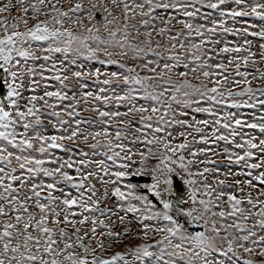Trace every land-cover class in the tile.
<instances>
[{
	"label": "snow or ice",
	"instance_id": "6c2138e0",
	"mask_svg": "<svg viewBox=\"0 0 264 264\" xmlns=\"http://www.w3.org/2000/svg\"><path fill=\"white\" fill-rule=\"evenodd\" d=\"M63 3L0 0V264H264V0Z\"/></svg>",
	"mask_w": 264,
	"mask_h": 264
},
{
	"label": "rangeland",
	"instance_id": "374dc122",
	"mask_svg": "<svg viewBox=\"0 0 264 264\" xmlns=\"http://www.w3.org/2000/svg\"><path fill=\"white\" fill-rule=\"evenodd\" d=\"M4 2H6V0H4ZM13 3L16 2V0H12ZM75 0H72V3H74ZM62 4H63V8L64 10H67L68 7L71 6V4L69 3H63V0H62ZM19 11H14L11 13V16H17L19 15ZM2 15H5V16H8L9 14L8 13H3ZM11 18V17H9ZM44 17L41 16L40 19H43ZM253 20L255 18H252ZM34 23V21H32ZM84 22L86 24H88L90 27L93 26L92 22H89L87 21V19L84 20ZM196 23H200L202 21L200 20H196L195 21ZM66 26H70L72 28L73 31H76V32H80V33H83L84 35H87V32L84 30V28L82 27H77V26H71V25H66ZM169 27L172 29L173 33L176 32V31H180V29L182 28V25L180 24H177L175 21H173V23L171 25H169ZM101 32L103 33V29H101ZM104 35H106V33H103ZM157 39H162L164 43H168V40H167V37H157ZM226 39L228 40H232V41H238L239 38L238 37H233L231 35H228L226 37ZM254 50H256V48L254 47ZM101 59H103V56L101 54ZM79 65H83V68L81 69L79 67ZM71 70L72 71H76V70H82L84 72H95L96 69H100L101 71V76L99 77V79L102 81L103 79H105L106 77L103 75L104 73H110V72H113V71H117L118 70V66L117 65H101L98 61H88V60H85L83 57L79 58L78 61H77V65H71ZM255 67H259L261 70H264V65L262 64H259V62L257 63L256 66H253L252 64H249L248 68L247 69H244L242 68V70H247L249 71L250 73H253L254 70H255ZM180 71H183V69L181 68ZM189 79H192L191 76H189ZM249 79H251V77H249ZM70 80L71 82L69 83V88L70 89H73L76 91L77 93V96L79 98V93H80V88H79V85L77 84V82L75 81L74 78H71L70 77ZM96 80V77L93 75V76H85L84 79L81 81V83H87L89 85V89L87 90H97L96 89V85L94 83V81ZM194 83H198L199 81H195L193 80ZM52 83H55V82H52ZM58 86V85H56ZM103 86V85H101ZM252 86L253 87H264V83H262L261 81L259 80H254L252 82ZM240 87H243V85H241ZM117 91H119V89H117ZM71 95V92L69 93ZM67 103V102H66ZM92 102L89 101V104H91ZM82 107H84L83 103H82ZM113 110H115L113 108ZM121 111H124L123 108L120 109ZM81 115L82 116H91L95 119V113H92V112H84V111H81ZM198 118H204L202 115ZM51 131V129L49 130ZM65 143H69V142H65ZM80 147H83L86 149V146L81 144ZM223 147V144L221 143V148ZM218 151L220 149H217ZM220 162V159H218V163ZM226 162V161H225ZM237 168H233V171H236ZM222 172H226L227 169H224L222 168L221 169ZM221 178H224L223 176H221ZM237 179H241L243 180L244 177H236ZM136 179L137 178H133V182H136ZM147 179V178H145ZM212 178L209 177V180H211ZM94 183H96V181H93ZM228 183H232V180L231 178H229L227 180ZM97 187H100V185L97 183ZM255 194V193H254ZM115 200L114 197L110 198L108 201H106V204L110 205L112 204V202ZM105 204H102L101 207H104ZM113 211H116V209H113ZM121 215H123V213H120ZM103 219H105V222L106 223H110L114 226V230L116 232H123V230L126 228V227H131L132 228V232L130 234H127L126 236L122 237L118 242L115 241V240H112V239H109L108 237L106 236H101V239L105 241V243L107 244H112L113 247L111 249H108L107 250V253L108 254H111V253H114L115 251H123L125 250L127 247L129 246H135L141 242H145L142 240V238L137 234L139 232V229H140V225L138 223H132V224H129V220L131 219V216L129 217H126L125 219V222L123 224H120L116 221L115 217H112L111 219H109L108 217H103ZM99 231V230H98ZM159 238V235H156V236H150L149 237V240L146 241V242H152L153 240L155 239H158Z\"/></svg>",
	"mask_w": 264,
	"mask_h": 264
}]
</instances>
